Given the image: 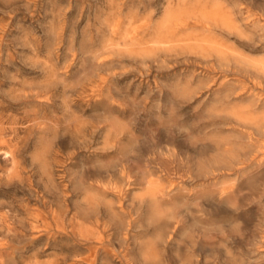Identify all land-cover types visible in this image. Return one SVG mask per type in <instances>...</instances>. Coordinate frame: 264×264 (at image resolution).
I'll return each mask as SVG.
<instances>
[{
  "label": "rangeland",
  "instance_id": "1",
  "mask_svg": "<svg viewBox=\"0 0 264 264\" xmlns=\"http://www.w3.org/2000/svg\"><path fill=\"white\" fill-rule=\"evenodd\" d=\"M0 264H264V0H0Z\"/></svg>",
  "mask_w": 264,
  "mask_h": 264
}]
</instances>
